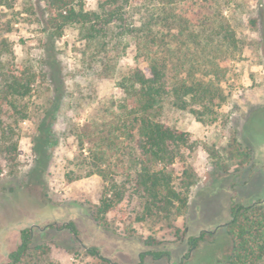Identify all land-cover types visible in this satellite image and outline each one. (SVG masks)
Segmentation results:
<instances>
[{
  "label": "rangeland",
  "instance_id": "1",
  "mask_svg": "<svg viewBox=\"0 0 264 264\" xmlns=\"http://www.w3.org/2000/svg\"><path fill=\"white\" fill-rule=\"evenodd\" d=\"M15 1L14 9L4 10L5 19L15 23L6 35L12 56L5 59L34 69L39 79L33 96L22 102L28 105L30 119L15 124L16 160L0 147V264L10 263L8 256L20 245V231L26 228H33V246L45 247L48 253L31 252L22 264H110L90 257L86 248L91 246L118 264H137L140 253L149 250L169 251L171 257L147 258L145 264H226L232 241L223 226L231 220L232 206L264 202V6L260 10L258 0H236L224 13L244 49L236 60L222 64L228 102L217 109V120L201 123L189 112L170 106L164 110L161 120L189 133L197 145L188 160L197 184L186 215L175 222L186 231L184 240L178 241L174 232H158L161 244L147 248L139 238L152 235L149 224L134 225L127 217L121 222L117 211L108 216L109 229L95 222L88 207L101 198L99 176L74 182L65 178L68 164L81 153L77 133L92 125L102 129L105 111L114 109L113 103L122 97L117 83L136 66L133 50L106 68L103 54L88 47L77 28L66 29L53 41L48 38L40 0ZM98 1L85 0L86 8L94 10ZM38 127L53 131L47 148L37 140L45 134ZM236 144L251 150L247 165L236 156ZM206 147L217 151V158ZM172 169L176 175L182 170L180 164ZM68 222L77 226L78 240L66 230L46 229ZM202 231L215 235L190 252L188 238Z\"/></svg>",
  "mask_w": 264,
  "mask_h": 264
},
{
  "label": "trees",
  "instance_id": "2",
  "mask_svg": "<svg viewBox=\"0 0 264 264\" xmlns=\"http://www.w3.org/2000/svg\"><path fill=\"white\" fill-rule=\"evenodd\" d=\"M235 1L99 0L94 10H88L85 0H40L45 7L44 32L51 41L61 38L66 29L77 28L80 39L97 55L103 54L106 68L128 49L134 52L136 66L118 79L122 97L113 103L114 109L105 111L102 129L92 125L77 133L81 153L68 164L65 174L68 182L93 175L102 179L101 198L88 207L100 227L109 229L108 216L117 211L121 222L127 217L131 224L150 225L152 235L139 238L147 248L161 244L158 232H174L178 241L184 240L186 231L175 222L186 215L197 184L188 165L197 145L189 133L161 118L170 106L189 112L201 123L217 120V109L228 102L222 64L236 60L244 49L224 14ZM15 4V0H0V147L13 161L18 156L15 124L30 119L28 105L22 102L33 96L39 79L34 69L5 59L12 56L6 35L13 32L15 23L5 19L4 10L14 9ZM263 6V0H258L260 10ZM51 127H38L45 133L38 137L40 143L47 144L53 136ZM34 151L40 154L37 148ZM206 151L217 158L213 148L206 147ZM235 153L244 165L250 162L248 148L236 144ZM176 164L182 169L177 175L172 169ZM223 227L232 241L226 264H264L263 201L234 204L231 220ZM46 229L66 230L79 239L74 222ZM214 235V231H202L189 237L190 252ZM31 252L45 256L48 250L34 247L33 228H26L20 231V245L8 256L9 264H22ZM86 253L118 264L95 246L86 248ZM170 257L169 251L149 250L140 253L137 264H145L147 258Z\"/></svg>",
  "mask_w": 264,
  "mask_h": 264
}]
</instances>
